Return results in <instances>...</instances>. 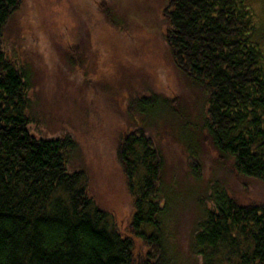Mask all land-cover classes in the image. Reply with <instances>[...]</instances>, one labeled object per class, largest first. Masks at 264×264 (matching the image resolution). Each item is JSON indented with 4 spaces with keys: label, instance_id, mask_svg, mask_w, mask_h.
<instances>
[{
    "label": "trees",
    "instance_id": "1",
    "mask_svg": "<svg viewBox=\"0 0 264 264\" xmlns=\"http://www.w3.org/2000/svg\"><path fill=\"white\" fill-rule=\"evenodd\" d=\"M26 1L0 0V264H264V206L219 186L194 196L199 214L181 261L178 225L171 232L166 218L172 191L148 133H127L117 149L137 239L109 227L85 173L71 167L73 136L40 128L31 73L6 38ZM160 18L174 66L205 94L209 145L240 178L264 185V50L248 1L166 0Z\"/></svg>",
    "mask_w": 264,
    "mask_h": 264
},
{
    "label": "rangeland",
    "instance_id": "2",
    "mask_svg": "<svg viewBox=\"0 0 264 264\" xmlns=\"http://www.w3.org/2000/svg\"><path fill=\"white\" fill-rule=\"evenodd\" d=\"M247 1L264 50V0ZM165 6L166 0H27L10 19L6 38L31 73L40 128L73 136L72 169L85 173L109 227L125 236L134 210L118 145L130 132L152 135L163 185L172 191L166 218L171 232L178 225L177 251L187 262L199 212L194 196L204 200L209 187L219 186L264 206V185L240 178L209 145L206 97L173 64L160 18ZM147 100L153 108L145 107Z\"/></svg>",
    "mask_w": 264,
    "mask_h": 264
}]
</instances>
